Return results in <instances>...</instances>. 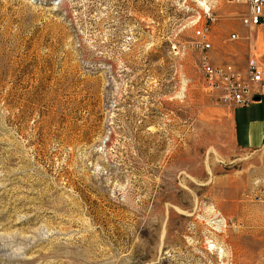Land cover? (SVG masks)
Segmentation results:
<instances>
[{
	"label": "rangeland",
	"instance_id": "obj_1",
	"mask_svg": "<svg viewBox=\"0 0 264 264\" xmlns=\"http://www.w3.org/2000/svg\"><path fill=\"white\" fill-rule=\"evenodd\" d=\"M208 7L243 69L225 0H0V264H264V147L203 90Z\"/></svg>",
	"mask_w": 264,
	"mask_h": 264
},
{
	"label": "built area",
	"instance_id": "obj_2",
	"mask_svg": "<svg viewBox=\"0 0 264 264\" xmlns=\"http://www.w3.org/2000/svg\"><path fill=\"white\" fill-rule=\"evenodd\" d=\"M225 1L241 10L236 18L245 34L231 33L224 42H239L246 47L244 68L232 63L216 65L211 62L208 37L218 18L211 7L202 11V15L197 13L192 23L195 26L201 18L204 20L194 32L197 67L206 94L213 96L226 108H243L255 102L258 94L254 88H264V0Z\"/></svg>",
	"mask_w": 264,
	"mask_h": 264
},
{
	"label": "crops",
	"instance_id": "obj_3",
	"mask_svg": "<svg viewBox=\"0 0 264 264\" xmlns=\"http://www.w3.org/2000/svg\"><path fill=\"white\" fill-rule=\"evenodd\" d=\"M255 102L247 107L232 109V129L235 145L246 151L264 147V88L256 87Z\"/></svg>",
	"mask_w": 264,
	"mask_h": 264
}]
</instances>
